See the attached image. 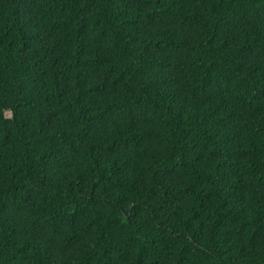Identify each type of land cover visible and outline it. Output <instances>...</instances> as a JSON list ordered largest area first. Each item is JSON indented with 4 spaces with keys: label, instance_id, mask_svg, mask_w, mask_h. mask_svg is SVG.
Masks as SVG:
<instances>
[{
    "label": "trees",
    "instance_id": "1",
    "mask_svg": "<svg viewBox=\"0 0 264 264\" xmlns=\"http://www.w3.org/2000/svg\"><path fill=\"white\" fill-rule=\"evenodd\" d=\"M0 264H264V0H0Z\"/></svg>",
    "mask_w": 264,
    "mask_h": 264
}]
</instances>
